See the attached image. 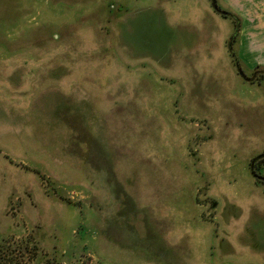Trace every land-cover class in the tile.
<instances>
[{
  "label": "rangeland",
  "instance_id": "374dc122",
  "mask_svg": "<svg viewBox=\"0 0 264 264\" xmlns=\"http://www.w3.org/2000/svg\"><path fill=\"white\" fill-rule=\"evenodd\" d=\"M235 29L211 0H0V256L264 264V220L251 201L264 183L250 169L264 153V136L251 130L264 72L238 76L228 48ZM187 46L201 57L191 79L177 71ZM190 86L206 89L207 109L183 103ZM141 153L152 167L144 179L167 185L159 211L169 230L156 231L132 202ZM255 170L264 176V160ZM210 193L226 199L222 215L237 216L226 239Z\"/></svg>",
  "mask_w": 264,
  "mask_h": 264
},
{
  "label": "crops",
  "instance_id": "0c3cea01",
  "mask_svg": "<svg viewBox=\"0 0 264 264\" xmlns=\"http://www.w3.org/2000/svg\"><path fill=\"white\" fill-rule=\"evenodd\" d=\"M226 4L230 5L231 8L234 10V12L238 13L243 17V25L241 29V34H240V39L238 40V56L240 57L241 61L244 63V65L250 69L254 70V68L258 65L264 66V0H222ZM197 12V11H196ZM206 30L205 24L203 25V31ZM234 33V32H233ZM233 35V34H232ZM217 35L211 34L208 42L206 39V43H213L215 40H211V37H214L216 39ZM200 43V41H199ZM203 44V43H200ZM193 46H187L186 49L188 52L185 55V57H181L180 59H185L184 68H180L179 65H177V71L182 72V76L185 75L184 78L191 79L194 78V75L191 73L192 67H191V62L196 64V67L198 68L199 72L201 70L200 66V61L201 57L198 55V52H191V49L189 48ZM194 50V49H193ZM196 50V49H195ZM207 53V50H206ZM209 53V51H208ZM232 60L233 57L231 56ZM199 60V61H198ZM182 62V61H181ZM204 68L206 69L207 67V60L203 62ZM233 64L236 66V64L233 62ZM238 69L236 68V71ZM238 73V71H237ZM240 73H238L239 76ZM198 76L197 78H199ZM241 78H243L241 76ZM244 79V78H243ZM240 80V79H239ZM241 81V80H240ZM240 84V83H239ZM246 90V89H245ZM245 90H242L241 92L245 94ZM190 92H188L190 95L186 102H183L186 104L188 108H193V109H202L205 108L207 109L206 105V99L204 98L206 96V89L197 87V86H190ZM223 90H219V92H222ZM218 92V93H219ZM256 92L262 93L261 90L257 89ZM264 94V93H262ZM222 97V96H221ZM262 102L261 107H259L260 113L259 115H255L254 113L256 112V109H253V107H247L253 109V115L254 118H258L256 121L252 120V123L254 124L252 133H255L256 136L262 135L264 136V95L261 96ZM217 101H219V97H217ZM253 101V98L250 100V102ZM250 110L246 109L245 111H241V113L245 114V116H248ZM242 115V114H241ZM243 116V115H242ZM244 119V116L242 117ZM253 118V117H252ZM238 122L239 119L237 118ZM240 123V122H239ZM241 125H243L241 123ZM250 134V133H249ZM117 158H120V156H116L113 161H116ZM131 158V157H130ZM133 158L137 161L142 160V153L140 156H133ZM136 166H138L139 171H141L140 178L136 185H134V188L132 190L134 191L135 194H132L134 199L132 202L134 203L135 207L137 210H141L139 213H146L151 219L152 224H156V231L159 230L158 225L160 224L162 231L163 230H169L167 227V223L160 218V214L162 213L164 215V211H159L160 206L162 205L163 202H166L165 199L166 197L162 196L159 194L160 190H165L167 188V185L164 186H159L158 184H154V179L152 182L146 181L144 178L146 173L150 172V176H152V167L151 165L148 164H143L141 161L140 164L137 162ZM151 163V162H150ZM121 164V163H120ZM123 165L126 164V162L122 163ZM121 164V165H122ZM145 165V166H143ZM141 168L145 169V172L141 170ZM148 170V171H147ZM149 174V173H148ZM144 180V181H143ZM255 193H251V198H252V203L257 204L253 206V216L256 217L257 219H263L264 220V206L262 203L264 202V189L255 186ZM210 196L214 197V204H215V214L213 219L216 221L217 224V232H222V236L226 239V237L229 236V230L230 232H237L236 231V225L234 224L235 221L237 220V216L235 214L229 215V216H224L222 215L223 212L221 210L222 204L224 203L225 198H223V194L220 195H213L209 194ZM195 197V196H194ZM249 199V196L248 198ZM196 202L197 204H201L199 202V196L197 194L196 199H193V202ZM181 203V202H180ZM226 205L228 206H236L235 200H233V196L228 195L227 196V202ZM260 205V206H259ZM150 208V210L146 209ZM165 210V209H164ZM252 216V217H253ZM162 219V220H161ZM169 226V225H168ZM245 255V254H244ZM258 264H263V263H258Z\"/></svg>",
  "mask_w": 264,
  "mask_h": 264
},
{
  "label": "water",
  "instance_id": "95a60500",
  "mask_svg": "<svg viewBox=\"0 0 264 264\" xmlns=\"http://www.w3.org/2000/svg\"><path fill=\"white\" fill-rule=\"evenodd\" d=\"M211 1H212V6H213V8H214L217 12H219V13H221V14H224V15H227V16L230 15L229 11L223 10V9H221V8L219 7V5H218V3H217V0H211ZM239 29H240V25L238 24V25L236 26V29H235V31H234L232 37L230 38V41L228 42V48H229L230 53H231V54L233 53L234 56H235L236 66H237V69H238L240 75H241L244 79L249 80V81H252L253 79H255V77H256L257 75L255 74L254 76H252V77H250V78H247V77L244 75L245 73H244V71H243V69H242V67H241V65H240V63H239V61H238L237 55H236V53H235V51H234V48H233V43H234V41H235V38H236V35H237ZM262 158H264V153H261V154L257 155V156L252 160V163H251V167H250V169H251L252 174H253L256 178L258 177V173H257L256 170H255V165H256V163H257L259 160H261ZM262 178H264V177H262Z\"/></svg>",
  "mask_w": 264,
  "mask_h": 264
},
{
  "label": "trees",
  "instance_id": "16d2710c",
  "mask_svg": "<svg viewBox=\"0 0 264 264\" xmlns=\"http://www.w3.org/2000/svg\"><path fill=\"white\" fill-rule=\"evenodd\" d=\"M229 13H230V15H228V16H230V17H232V18L234 19V22H236V26H237L238 24L240 25V29H239V31H238V33H237V35H236L235 41H234V43H233V48H234V44L237 42V40H238V38H239V36H240V32H241V18H240V16H238L236 13H233V12H229ZM234 51H235V53H236V55H237V58H238V61H239L240 65H241V67H242V69H243V71H244L243 62L241 61L240 57L238 56L237 51H236L235 49H234ZM232 57H233L234 62H235L236 60H235V56H234L233 53H232ZM235 64H236V62H235ZM261 67H262V66H257V67L254 69L253 73H252V76H254L255 74L257 75V76L255 77V80L260 79V78H258V75H260L261 73L264 72V71H260V70H259ZM244 73H245V71H244ZM244 75H245L247 78H250L249 76L246 75V73H245ZM252 76H251V77H252ZM263 160H264V158H262V159L259 160V161H263ZM256 171H257V170H256ZM257 173H258V172H257ZM262 177H264V176H262V175H260V174L258 173V177H257V179H258L259 181H261L262 183H264V178H262ZM33 249H34L35 252H36V247H34ZM21 251H22V250H21ZM35 254H36V253H35ZM35 254H34V256H35ZM33 258H34V257H33ZM0 264H18V263H16V261L13 260V258L11 257V255H9L8 258H6V259L0 256Z\"/></svg>",
  "mask_w": 264,
  "mask_h": 264
},
{
  "label": "flooded vegetation",
  "instance_id": "af4514ba",
  "mask_svg": "<svg viewBox=\"0 0 264 264\" xmlns=\"http://www.w3.org/2000/svg\"><path fill=\"white\" fill-rule=\"evenodd\" d=\"M222 9V8H221ZM224 10V9H223ZM222 15H224V14H222ZM225 16H227V15H225ZM260 70V69H259ZM262 70V69H261Z\"/></svg>",
  "mask_w": 264,
  "mask_h": 264
}]
</instances>
